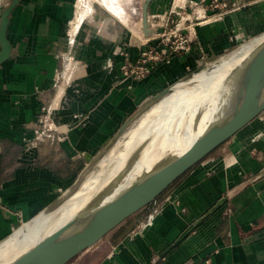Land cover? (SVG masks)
<instances>
[{"label":"crops","instance_id":"1","mask_svg":"<svg viewBox=\"0 0 264 264\" xmlns=\"http://www.w3.org/2000/svg\"><path fill=\"white\" fill-rule=\"evenodd\" d=\"M78 5L20 0L9 16L11 55L0 65V242L74 183L141 99L200 67L192 56L179 66L173 59L152 83L137 85L133 101L114 69L83 55L89 33L67 36ZM88 21L80 26L90 31ZM218 24L209 29L217 36ZM219 39L215 52L225 44ZM84 121L87 129H76ZM222 163L210 178L197 167L178 186L183 217L165 213L107 264H264V163L246 154Z\"/></svg>","mask_w":264,"mask_h":264},{"label":"rangeland","instance_id":"2","mask_svg":"<svg viewBox=\"0 0 264 264\" xmlns=\"http://www.w3.org/2000/svg\"><path fill=\"white\" fill-rule=\"evenodd\" d=\"M144 1L80 0L81 5L75 9L73 18L66 29L69 37L83 35L84 32L89 33L87 43L82 46L83 55L93 59V61L96 59L97 67L114 69L118 73L116 81L120 84L119 86L122 85L127 89V95L133 101L136 99L137 85L152 83L155 72L169 66L173 59V61H177L178 66L186 60H181V58L189 56L200 63L198 69L189 72L186 77L178 79L175 83L186 81L204 70L208 65L219 62L222 58H227L232 54H239L264 35V0H151L147 8V21L149 29L153 33L146 37L142 31V5ZM10 2L11 0H0V16ZM76 20L79 27H75L77 25ZM87 20H91V25H93L90 31L80 26L85 25ZM219 22L220 24L216 28L224 30H219L221 33L217 36L216 30L213 33L209 29L214 23ZM35 30L41 32L42 28ZM168 37H170L169 42H167ZM218 37L219 40L225 41V44L223 48L221 47L215 52L212 49L215 43L212 41ZM189 39L191 42L188 44L187 40ZM188 45L190 46L188 52L179 50L180 47H187ZM66 62L68 63V60ZM84 62L83 60L81 66L85 64ZM138 68H143L146 72L138 76L136 73L139 71ZM116 81L114 83H117ZM156 95L151 93L141 99L131 112L134 113ZM76 126V129L78 127V129L80 127L87 129L88 123L79 122ZM262 134H264V113L244 128L235 138L203 159L204 162H215L213 164V166L215 165L214 169L207 174L206 178L215 175L216 168L225 159L234 157L238 159L242 154L254 159L257 158L259 162L264 163V151L258 150L259 146L263 145L262 140L255 139L257 136L264 138ZM245 141L248 144L243 147L241 144ZM262 147L264 148V146ZM93 156H89L88 159L93 158ZM185 178L177 181L159 201L170 196ZM153 205H149V209L147 206L145 210H141L125 225L108 234L102 240L101 243L104 246L93 264H99L100 260L104 261V259L113 260V257H108L111 249L106 244L112 241L119 244L131 232H138L137 230L152 211ZM185 211L187 212L186 209ZM184 214L186 213L180 211L175 216L183 217ZM136 239L135 236L134 240ZM132 242L133 239L130 244ZM90 255V253L85 254L81 264L86 263V260L91 258ZM75 263L76 261H73L70 264Z\"/></svg>","mask_w":264,"mask_h":264},{"label":"water","instance_id":"3","mask_svg":"<svg viewBox=\"0 0 264 264\" xmlns=\"http://www.w3.org/2000/svg\"><path fill=\"white\" fill-rule=\"evenodd\" d=\"M19 1L20 0H11L8 7L0 16V65L9 60L11 55V45L7 39L9 16L19 4ZM150 1L151 0H145L142 5V31L146 37L153 33V31L149 29L147 21V8ZM186 81H179L178 83ZM176 85L177 83L167 87L132 113L99 152L86 164L74 183L47 208L27 222H30L41 214L45 215L57 209L74 191H76L87 174L95 168L96 164L105 156L123 133L141 115L168 95ZM223 98L222 95L217 107V112L209 125L201 135L193 141L186 151L180 155L172 156L166 162L165 169L156 176L159 177L162 175V179H160L159 182L155 181L151 184L149 186H152L150 190L144 192L145 186L153 175L154 167H152L153 169L151 168L148 173H139L118 197L112 200L104 209L100 211L95 209L82 216L78 215L73 220L64 224L55 233L47 237L46 243L49 246L52 245V249L38 253L37 256L33 253V261L29 260L26 262L25 259L21 257L11 264H70L73 261H76L75 264H81L83 256L87 253L91 254V258H88L86 263L83 264H93L98 259L99 252L104 246V244L101 243L104 239L103 231L105 233V231L114 227L116 230L122 227L129 220L138 215L147 202L152 201L154 204L153 209L142 226L137 230L138 232H131V234L119 244L113 241L106 244V246L111 249V253L108 257H113L112 259H114L118 253H120L121 248L127 243H130L132 239L133 242L144 239V237L154 229L157 220L165 213L171 212L173 215H176L180 212L183 207V202L176 193V190L164 200L159 201V199L163 197L177 181L186 177L182 182L184 183L190 174L199 166L206 169V177L214 168L215 165L213 166V164L215 162H204L203 159H206V157L216 149L235 138L244 128L264 113V40L255 47L245 61L234 71L231 76L226 97ZM201 160L203 161L198 164ZM146 195H148L147 199ZM109 217L113 218L112 225L106 230L101 231L104 222L108 220ZM65 234L69 237L68 243L61 245V241ZM135 236L137 237L136 240H134ZM110 261L113 260H100L99 264H107Z\"/></svg>","mask_w":264,"mask_h":264},{"label":"bare ground","instance_id":"4","mask_svg":"<svg viewBox=\"0 0 264 264\" xmlns=\"http://www.w3.org/2000/svg\"><path fill=\"white\" fill-rule=\"evenodd\" d=\"M263 40L264 35L239 54L222 58L186 82L177 83L123 133L57 209L35 217L0 242V264H11L21 257L33 261V253L37 256L52 249L46 243L47 237L78 215L104 209L139 173H148L154 167L144 192L150 190L151 184L162 179V175L156 176L165 169L166 162L186 151L209 125L221 96L226 97L232 74ZM152 204L147 202L142 210ZM112 219L104 222L101 231L112 225ZM114 230L103 231L104 238ZM68 240L65 234L61 245Z\"/></svg>","mask_w":264,"mask_h":264},{"label":"built area","instance_id":"5","mask_svg":"<svg viewBox=\"0 0 264 264\" xmlns=\"http://www.w3.org/2000/svg\"><path fill=\"white\" fill-rule=\"evenodd\" d=\"M169 39H170V37L167 38V42H169ZM187 42H188V44H189V43L191 42L190 39L187 40ZM185 46H186V45H185ZM185 46L180 47L179 50H180V51H184V52H188V51L190 50V46H189V45H188L187 47H185ZM138 69H139V71L136 72L138 76H141V75L143 74V72H146V70L143 69V68H138Z\"/></svg>","mask_w":264,"mask_h":264}]
</instances>
